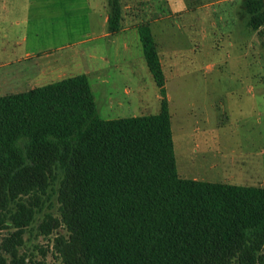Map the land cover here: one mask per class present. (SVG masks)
Instances as JSON below:
<instances>
[{
    "label": "trees",
    "instance_id": "16d2710c",
    "mask_svg": "<svg viewBox=\"0 0 264 264\" xmlns=\"http://www.w3.org/2000/svg\"><path fill=\"white\" fill-rule=\"evenodd\" d=\"M243 4L264 25V0ZM138 29L157 113L101 118L85 73L0 95V264L33 262L25 235L52 195L37 229L62 264H264V185L179 174L161 56L150 23Z\"/></svg>",
    "mask_w": 264,
    "mask_h": 264
},
{
    "label": "rangeland",
    "instance_id": "374dc122",
    "mask_svg": "<svg viewBox=\"0 0 264 264\" xmlns=\"http://www.w3.org/2000/svg\"><path fill=\"white\" fill-rule=\"evenodd\" d=\"M109 1L0 0V83L10 70L39 60L54 70L47 82L85 73L103 119L157 113L163 95L136 27L149 22L179 174L264 185V25H248L244 0H119L122 28L108 35ZM26 51L41 55L16 62ZM20 82L1 84L0 95L29 89ZM57 208L52 195L28 229L22 247L33 260L28 264H62L51 237L37 229Z\"/></svg>",
    "mask_w": 264,
    "mask_h": 264
},
{
    "label": "crops",
    "instance_id": "0c3cea01",
    "mask_svg": "<svg viewBox=\"0 0 264 264\" xmlns=\"http://www.w3.org/2000/svg\"><path fill=\"white\" fill-rule=\"evenodd\" d=\"M108 17H109V12L104 17V21L107 22V24H108ZM138 25H136L137 28ZM107 30L108 31L105 32V34L108 35L114 34L109 31L108 25H107ZM39 55H41L40 52L33 53L32 51H26L25 56L22 57L21 59H18L16 62H21L23 59L27 60V59L35 58L38 57ZM12 62H7V63H12ZM44 63L45 62H40L39 60H37V62H35L32 65L26 64L24 66L10 70L5 74L4 81L0 83V85L4 83L8 88H16L21 86V82H20L21 80H25L26 82L25 84H27V86H29L30 89L36 86L48 84L50 82H47L46 79L53 76L54 70L50 64L48 63L44 64Z\"/></svg>",
    "mask_w": 264,
    "mask_h": 264
}]
</instances>
